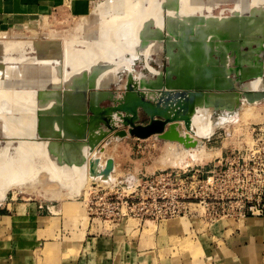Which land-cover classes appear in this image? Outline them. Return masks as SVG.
Masks as SVG:
<instances>
[{
  "label": "bare ground",
  "instance_id": "bare-ground-1",
  "mask_svg": "<svg viewBox=\"0 0 264 264\" xmlns=\"http://www.w3.org/2000/svg\"><path fill=\"white\" fill-rule=\"evenodd\" d=\"M92 12L97 21L94 28L87 31L91 34L90 40L78 34L61 38L53 31L45 36L36 34V25L43 24L35 21L30 27L33 36L27 40H0V136L6 138L4 144L0 141V202L13 188L33 192L41 183L42 174L46 177L44 183L58 186L48 191L52 197L70 199L89 181L95 186L113 180V172L106 180L88 173L90 159L98 158L101 167L105 164L101 162L106 154L100 148L102 141L90 148L88 138L79 139L76 128L65 130L62 122L64 112H73L71 97L86 93L88 86L100 82L115 83L120 70H126V75L149 97L159 93L155 87L161 88L159 83L166 77L173 81L178 75V85L193 86L195 83H187L186 79H198L201 77L199 69L204 67L221 69L218 76H212L214 85L231 81L233 89L217 95L203 93L192 112L190 131L179 124L180 132L188 134L196 145L187 148L167 142L169 150L176 155L166 153L162 159L171 162L186 156L204 157L203 139L223 123L211 119L212 111L234 107V103L222 104L218 98L230 101L236 94V86L243 96L240 97L242 102L253 105L264 98V90H260L264 86L263 64L254 60L261 50V41L254 32L261 29L262 22L264 26V0H239L230 16H215L212 6L202 0H105ZM84 21L81 19L74 30L82 31ZM35 35L47 39L34 40ZM227 38H233L236 43H226ZM254 43L256 48H253ZM242 46H247L248 51L240 50ZM29 51L35 56L27 55ZM230 51L234 52L233 56L227 55ZM218 52L222 53L220 60L214 57ZM139 55L146 58L155 55L159 66L164 55L169 66L164 71L149 66V74H143L132 69ZM233 62L235 67L231 68ZM232 70L237 74L233 80L229 74ZM247 79L252 81L243 82ZM244 91H247L246 96ZM73 117L76 115L71 119ZM98 133L97 130L88 136L93 139ZM181 151L184 154L179 156ZM198 207L207 214L205 207Z\"/></svg>",
  "mask_w": 264,
  "mask_h": 264
},
{
  "label": "crops",
  "instance_id": "crops-1",
  "mask_svg": "<svg viewBox=\"0 0 264 264\" xmlns=\"http://www.w3.org/2000/svg\"><path fill=\"white\" fill-rule=\"evenodd\" d=\"M62 1L0 0V31L50 16ZM88 3L75 0L82 10ZM166 146V153L175 154ZM18 205L0 214V264H264V215L214 223L193 216L185 217L184 226L181 221L162 225L167 219L157 227L141 225V220L129 227L95 221L74 235L72 227L64 226L67 206L52 214L43 205ZM192 210L205 215L198 206Z\"/></svg>",
  "mask_w": 264,
  "mask_h": 264
},
{
  "label": "rangeland",
  "instance_id": "rangeland-1",
  "mask_svg": "<svg viewBox=\"0 0 264 264\" xmlns=\"http://www.w3.org/2000/svg\"><path fill=\"white\" fill-rule=\"evenodd\" d=\"M104 1L105 0H89L88 3L89 7L82 10L80 9V7H77L75 5V0H63L61 2V5L55 11H53L50 16L37 17L34 20L27 22L23 25L10 27L8 29L0 31V40L1 39L7 40L10 38H14V39L18 38L20 40L24 38V40L25 39L27 40L30 36H33L32 32L30 31L31 30L30 27L33 26L32 22L34 21L37 24H41V25L43 24L41 27L39 26L40 28H38V25H36L35 27L36 34L41 33L43 34V36H45L46 34L53 31L56 34H59L60 37L62 36L61 38L71 37V36H75V34H78L77 36L82 38L84 37L85 39L88 38L87 40H90L91 34H89L90 32L87 31L88 30L91 31L94 28V25L97 21L96 20L97 16L93 15L94 12L92 11L97 4L103 3ZM202 1L205 5L212 6V13L215 16H219V15L230 16L231 10L234 9L237 2H239V0H202ZM206 12L207 11L205 10V13ZM255 15L257 16L258 12L255 13ZM83 18L85 19L84 23L81 26L83 30L82 31L74 30L75 27L80 23L81 19ZM87 20L90 22H88ZM261 24H262L261 29L259 28V30L254 32V36H256V38L260 39L261 41V46H260L261 50L259 52L260 54L257 53L256 58L254 57V60L255 61L257 60L258 62L263 64V66L261 64L260 65L262 66L264 71V29H263L264 26H263V22ZM35 36L36 37L34 40L47 39L46 37H43L41 35L39 36L35 35ZM232 39L233 38H229V39L227 38L225 42L229 44L236 43ZM58 46H61V44H58ZM76 46L81 47V44L80 45L76 44ZM256 47L257 45L254 43L253 48ZM248 49L249 48L247 46H242L240 48V50L243 51H248ZM218 53L219 54L214 53V57L220 60L222 53L220 52ZM233 53L234 52L230 51V53H228L227 55L233 56ZM27 55L35 56L33 51H29ZM160 62L161 65L159 66V64L155 61V55H151L149 56V58H146L143 55H139L136 59H134L132 63V69L139 71L143 74H149V66L154 69H161L162 71L167 69L169 65L167 62V58L164 55L161 56ZM233 65L235 67V62L231 63V68H233ZM216 69H219V67H216ZM126 74H127L126 70L118 71V75H120L119 83L111 84L109 88H107V91H111V92L117 91L116 93L119 94L121 92L120 89H122L123 87L122 85L125 83ZM229 74L231 80L235 79L237 75L236 73H233V70ZM250 81H252V79H247L244 80L243 82L248 83ZM262 84L264 85V80L262 81ZM118 85L120 86L118 87ZM262 89L264 90V86L260 90ZM234 91H236L235 96L231 97L230 98L231 100L228 102H223L219 98L217 99L222 104L234 103L233 104L234 107L229 110L226 107L215 108L212 111L211 119L214 122L222 121L223 123L221 125L220 124L217 125L214 128L213 133L209 137L203 139L204 149L205 147H207V150L205 149L206 154L204 153L203 155L204 157L201 156L200 158V156L199 157L197 156L198 158L196 159L187 157L183 161L173 160V162H171L162 159V156H164L163 154L166 153V148H167L166 145L168 144L167 142L169 141H163L157 139L155 136H151L146 139H138L132 136H128L125 138L111 137L110 140L108 141L102 140V142L100 143L102 147V148L100 147L101 150H104L106 153L104 157H101V159H104V161L106 162L107 159L111 158L113 161V170H114V164L117 167L116 171L112 170L114 179L111 180V182L109 181L110 183L107 182L109 184L102 182L100 184L96 183L94 186L92 185V181H89L85 185V187H83L79 191V193L74 197H72L71 199L66 198L64 196L60 198L52 197L51 193H49L48 191L51 192L52 190H56L58 189V186L57 185L54 186V183L53 184L44 183L46 177L44 174H42L40 176L41 183L38 184L31 193L26 190H21L17 188H13L7 191L5 197L0 202V214L3 215L5 213H8L7 208L19 209L20 206L18 204H22V203H34L37 205H43L45 206V208H48V211L51 212L52 214H57V212L60 209H62V213H63L65 211L64 208L65 205L68 208H70V210L67 214L63 213V216L65 217L64 226L72 227L74 231V235L81 234L83 227L84 226L87 227L89 222L96 221L106 226L119 225L126 227L133 226L134 222L136 224L139 223L140 219L136 220V218L132 216H129L123 220L119 218L117 213L118 211H120L122 206V205L120 206V201H119L121 200V197H131V196L139 197L140 195H145L148 189H145V187L147 186H144V183L149 181L152 178L151 177L152 175L156 176L159 173H161L163 170L169 171L171 169H176V170L183 169L187 171L186 172L187 174L196 172L199 180L200 179L206 180L210 176L209 172L212 169V166L214 165V163H216L217 158L220 156V153H223L225 149L224 144L226 145V141H222V139L219 138L220 136H223L225 133L229 131H233L234 129L236 130L242 128H245V130L247 129V132L245 133L247 134V136H253V133L254 134L264 133V98H261L257 102L253 103V105H250L249 103H247V101H243V102L241 101L240 97L242 98L243 96L239 93L238 86H236ZM237 94H240V96L239 95L237 96ZM107 103L108 101H104L103 105ZM147 121H148L147 117L142 116L139 123L145 124L147 123ZM76 123H79L80 125L79 121H76ZM241 132L243 131H240L239 133ZM5 140L6 138L0 136L1 144L2 142L4 144ZM232 141L234 142V138H232ZM172 143L178 145L177 142H172ZM13 145H15V143ZM41 186H43L44 188ZM220 189L222 188L217 187V191ZM39 192H41L42 194ZM131 193L133 194L130 195ZM103 195H107L106 196L107 199L112 198L113 203H116L117 209H115V211L113 212L107 211V213H105L102 210L104 208L102 207L103 205H100L101 203L100 197H102ZM115 196L117 197L119 196V200L115 199ZM138 202L139 200L133 201V203L135 204ZM232 202L234 201L211 200L210 206L220 208L222 207L223 203H225V205L227 204L232 205ZM179 218H181L182 220ZM201 220L204 223H210L204 219ZM177 221H181V224L183 226L187 224L185 217H178V218L169 219V221L162 223V225H166L167 222L169 223V222H177ZM145 222L146 223L151 222L152 226L154 227L162 226L158 222H152L149 220L148 221L141 220L140 224L143 225L145 224ZM230 222L233 223V221ZM59 237H61V235H59ZM65 240H66V236H63V241Z\"/></svg>",
  "mask_w": 264,
  "mask_h": 264
},
{
  "label": "built area",
  "instance_id": "built-area-1",
  "mask_svg": "<svg viewBox=\"0 0 264 264\" xmlns=\"http://www.w3.org/2000/svg\"><path fill=\"white\" fill-rule=\"evenodd\" d=\"M240 131L243 132L239 133ZM246 132L245 128L234 129L219 137L226 141L225 149L212 166L210 176L206 180H199L196 172L187 174L183 169L163 170L156 176L152 175V178L144 183V186H147L145 189H148L145 195L121 197V200L119 196H115V199L120 201V206L122 205L117 213L119 218L123 220L132 216L143 221L160 222L178 217L197 216L208 222H215L220 219L262 217L264 133L247 136ZM217 187L222 189L217 191ZM106 196L100 197V205L104 208L102 210L105 213L115 211L116 203ZM134 200L139 202L135 204ZM211 200L234 202L232 205L223 203L222 207L217 208L210 206ZM193 206L205 207L207 214L194 212Z\"/></svg>",
  "mask_w": 264,
  "mask_h": 264
},
{
  "label": "water",
  "instance_id": "water-1",
  "mask_svg": "<svg viewBox=\"0 0 264 264\" xmlns=\"http://www.w3.org/2000/svg\"><path fill=\"white\" fill-rule=\"evenodd\" d=\"M219 72L222 71L214 67L199 69L201 77L186 79L187 83L194 82L193 86H186L183 83L178 85L176 83L178 75H174L176 78L173 81L166 77L170 80V85H167V79H161L159 83L161 88L155 87L159 93L154 97H149L145 90L140 89L130 75H126L125 85L120 89L119 94L116 93L117 91H107V88L114 82H96L97 84L88 86L86 93L84 91L71 97L74 100L71 104L73 112L63 113L66 121L62 122L63 128L65 130L68 127L76 128L74 130L80 134L79 139H89L90 148H94L102 140H110L111 137L125 138L128 136L138 139L155 136L157 139L177 142L187 148L193 147L196 145L195 141L188 134L184 135L180 132L179 124L185 130H191L192 112L204 92L217 95L226 89H233L230 85L231 81L224 85L212 83V76L214 74L218 76ZM119 81L120 75L115 83L118 84ZM96 86H99L98 89ZM243 93L244 96L247 95V91ZM104 101L108 103L103 105ZM77 113L79 118H77ZM74 115L76 117L71 119ZM142 116L147 117V123H139ZM76 121H79L80 125ZM97 130L99 132L97 136L93 139L89 138V133ZM112 170L111 158L107 159L102 167L98 158L94 157L89 160L88 173L90 176H99L106 180L110 177Z\"/></svg>",
  "mask_w": 264,
  "mask_h": 264
}]
</instances>
